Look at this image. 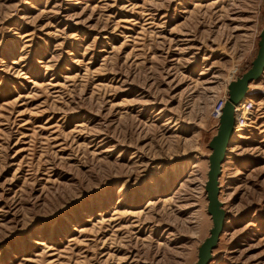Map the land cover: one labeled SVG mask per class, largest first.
Wrapping results in <instances>:
<instances>
[{
  "label": "rangeland",
  "instance_id": "1",
  "mask_svg": "<svg viewBox=\"0 0 264 264\" xmlns=\"http://www.w3.org/2000/svg\"><path fill=\"white\" fill-rule=\"evenodd\" d=\"M263 27L264 0H0V264H194L215 111ZM250 88L210 264H264Z\"/></svg>",
  "mask_w": 264,
  "mask_h": 264
},
{
  "label": "water",
  "instance_id": "2",
  "mask_svg": "<svg viewBox=\"0 0 264 264\" xmlns=\"http://www.w3.org/2000/svg\"><path fill=\"white\" fill-rule=\"evenodd\" d=\"M258 49L250 69L227 86V100L221 110L216 134L211 138L207 157L208 172L204 186L206 193V212L211 219L209 235L197 248V260L194 264H210L213 251L217 248L219 239L224 232L225 212L219 201V178L222 164L225 161L227 149L235 131V114L239 105L250 92V85L258 82L264 73V27L262 28Z\"/></svg>",
  "mask_w": 264,
  "mask_h": 264
},
{
  "label": "built area",
  "instance_id": "3",
  "mask_svg": "<svg viewBox=\"0 0 264 264\" xmlns=\"http://www.w3.org/2000/svg\"><path fill=\"white\" fill-rule=\"evenodd\" d=\"M218 103L219 104H218L215 112L218 114V119H219V117L221 115V110H222L223 105H224V101L220 100Z\"/></svg>",
  "mask_w": 264,
  "mask_h": 264
},
{
  "label": "bare ground",
  "instance_id": "4",
  "mask_svg": "<svg viewBox=\"0 0 264 264\" xmlns=\"http://www.w3.org/2000/svg\"><path fill=\"white\" fill-rule=\"evenodd\" d=\"M250 89H251V88H250ZM242 103H243V102H242ZM242 103H241V104H242ZM241 104L239 105V107L241 106ZM239 107H238V108H239ZM238 108H237V110H238ZM237 110H236V111H237ZM235 120H236V114H235ZM227 151H228V149H227ZM219 188H220V186H219ZM219 197H220V194H219ZM219 201H220V200H219ZM220 203H221V202H220ZM221 205H222V203H221ZM222 210H223V206H222ZM222 234H223V233H222Z\"/></svg>",
  "mask_w": 264,
  "mask_h": 264
}]
</instances>
